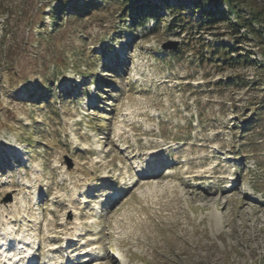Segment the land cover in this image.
<instances>
[{
  "label": "rangeland",
  "instance_id": "obj_1",
  "mask_svg": "<svg viewBox=\"0 0 264 264\" xmlns=\"http://www.w3.org/2000/svg\"><path fill=\"white\" fill-rule=\"evenodd\" d=\"M75 1L97 6L38 40L57 1L0 0V264H264L261 73L201 54L263 45L195 25L236 21L223 0H135L167 19L135 33L119 1Z\"/></svg>",
  "mask_w": 264,
  "mask_h": 264
},
{
  "label": "trees",
  "instance_id": "obj_2",
  "mask_svg": "<svg viewBox=\"0 0 264 264\" xmlns=\"http://www.w3.org/2000/svg\"><path fill=\"white\" fill-rule=\"evenodd\" d=\"M57 1L56 5H51L52 2ZM105 1V0H104ZM122 4L124 16L130 15L132 16V20L129 22L128 27L131 30V33L138 32L139 29H147L145 28V23L152 19H155L156 23L159 25L162 22H166L167 19L163 18V14L157 9V6L148 3V6H143L142 4L135 3V0H117ZM179 4L171 5L167 3V7L170 9L174 17H180L186 19V16L183 14L184 9L180 3L181 0H176ZM218 1L222 0H198V7H202L203 3H213L218 4ZM229 6L228 11L237 12V20L230 21L229 17L225 12H216L214 9L209 8L208 10H202V15L200 17L199 23H195L198 27H207L209 24H214L215 22H219L220 20H227L229 24L230 31L233 35H235L236 40L243 41L247 40V33L251 34L255 38L259 40V42L264 47V11L261 8L253 7L250 5L249 14L242 13V1L245 0H223ZM49 5H51V9L49 11V17L52 22V28H48L46 24L38 25L36 27V34H38V40L44 38L46 36H51V34L55 33L58 30V27L61 25V20L65 15L69 19H75L77 17H82L86 12L92 10L97 4L95 2H84L82 4L77 3L75 0H48ZM105 3V2H104ZM44 11V10H41ZM172 22H169L168 28L171 27ZM258 24V26H257ZM241 28L244 29V32L241 33ZM210 47L207 49V52L204 53L205 47ZM235 47V48H234ZM226 46L223 44H215V45H206L201 50L202 57H205L206 60L210 61H218L224 64L225 66L232 67L234 65H245L258 68L260 71L259 78L255 83L260 85H264V60L259 61L255 58H252L250 54H242L238 52V47L240 46ZM234 52H238L236 55H233ZM209 56H208V54ZM173 55V54H172ZM264 55V48H263ZM172 56H170V59ZM167 61V59L165 60ZM95 66L89 67V69H94ZM90 72L88 75H91ZM237 79V80H236ZM99 81V80H98ZM101 81V80H100ZM99 81V82H100ZM239 77H230L227 85H233L239 83ZM241 81V78H240ZM253 82V81H252ZM49 81L46 83L48 84ZM242 83H247L245 80H242ZM50 87V86H49ZM50 90L49 88H43ZM264 89V88H263ZM256 121L258 119H255ZM250 123L249 126L252 127ZM249 126L247 128H249Z\"/></svg>",
  "mask_w": 264,
  "mask_h": 264
},
{
  "label": "bare ground",
  "instance_id": "obj_3",
  "mask_svg": "<svg viewBox=\"0 0 264 264\" xmlns=\"http://www.w3.org/2000/svg\"><path fill=\"white\" fill-rule=\"evenodd\" d=\"M85 252L88 253L87 251H85ZM29 254H30V253H29ZM27 255H28V254H27L26 251H22L20 255H17V257H16L15 259H12V258H11V260H13V261L16 260V261H17V260L19 259V256H20V257H24V256H27ZM31 257H32V256H31ZM31 260L34 261V259L30 258L29 261H31ZM16 261H15V262H16ZM15 262H14V263H13V262L11 263V262L8 261L7 264H15ZM16 264H20V263H17V262H16ZM31 264H35V263H32V262H31Z\"/></svg>",
  "mask_w": 264,
  "mask_h": 264
},
{
  "label": "water",
  "instance_id": "obj_4",
  "mask_svg": "<svg viewBox=\"0 0 264 264\" xmlns=\"http://www.w3.org/2000/svg\"><path fill=\"white\" fill-rule=\"evenodd\" d=\"M170 45H173V46H175V45H177V42H174V43H172V44L170 43Z\"/></svg>",
  "mask_w": 264,
  "mask_h": 264
}]
</instances>
